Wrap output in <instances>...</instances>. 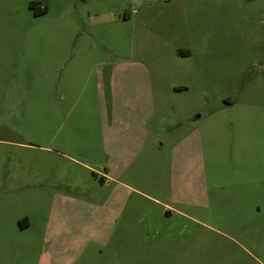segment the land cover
<instances>
[{
	"label": "rangeland",
	"instance_id": "1",
	"mask_svg": "<svg viewBox=\"0 0 264 264\" xmlns=\"http://www.w3.org/2000/svg\"><path fill=\"white\" fill-rule=\"evenodd\" d=\"M66 199L86 245L46 233ZM53 239L76 264H264V0H0V264Z\"/></svg>",
	"mask_w": 264,
	"mask_h": 264
},
{
	"label": "crops",
	"instance_id": "2",
	"mask_svg": "<svg viewBox=\"0 0 264 264\" xmlns=\"http://www.w3.org/2000/svg\"><path fill=\"white\" fill-rule=\"evenodd\" d=\"M47 11V8H45L43 12V14ZM47 13V12H46ZM45 13V14H46ZM83 48H77L76 49V56L70 58V61L68 60H61L59 66H66V71L62 74V79L60 82V87L58 86V94L60 95V99L61 100H65L66 99V94H65V90L67 88V86H69L70 84H72L73 86H76V84L78 82H80V78L81 75L77 74L75 72H72L73 70H78L84 67H86V65L84 63H82V55H83ZM70 63V64H69ZM97 65H95L96 67ZM105 77V75H104ZM77 80V81H75ZM75 81V82H74ZM83 90H84V86H83ZM83 90H80V94L77 98L78 101H82L85 97L84 95L86 94V92ZM100 90H101V80L99 78V76L96 79V82L93 86V96H88V94L86 95L87 99H91L93 101H96L98 98V101H100ZM68 100V98H67ZM99 177H101L103 180H101V184H103L104 186H106L107 184L110 185L111 182L116 181V178L114 176H111V174L107 173L106 171H104V173H102L101 175H99ZM107 185V186H108ZM71 200H65V203L63 204H67L68 202H70ZM100 202V201H98ZM69 204V203H68ZM63 205V207L60 208L61 214L65 217V222L61 221V222H57L56 224H52V222H50L48 224V226L46 227V233L48 232H54L57 228L61 229L60 235H59V242L62 243V236L65 235L66 237H68V235L73 236L75 231H78V239L81 238V240H79V242H81L79 244V246L82 245H86L89 243V239L87 238H83V232L82 230H86L87 225L84 224L83 222H79V221H73L72 219L70 220V218L72 217V213H74L75 211H73V209H76L77 206H75V202H71L72 206L69 205ZM101 211H98V223L93 225V228L97 229L98 232L104 236L105 231H108V236L115 230L114 227V223L116 222V211L118 210L116 207H110L107 212L105 211L106 205H102L100 206ZM52 208V212L56 213L58 212V210L55 208L54 205L51 206ZM120 209L117 211L119 213ZM111 224V225H110ZM56 225V226H55ZM110 225V226H109ZM92 227V225L90 226V228ZM31 228V223L28 222L27 219H24V221H22V224L20 226L21 232H25L27 230H29ZM87 233V232H86ZM93 241V240H92ZM55 245V241L53 239L52 242V246L49 247L48 249L50 252V256H49V261H46L44 264H76L78 263V259L79 258H64L61 259V255L58 256V258H56V253L58 251L57 248H53V246ZM60 245V244H58ZM52 248V249H51ZM53 252V253H52Z\"/></svg>",
	"mask_w": 264,
	"mask_h": 264
},
{
	"label": "trees",
	"instance_id": "3",
	"mask_svg": "<svg viewBox=\"0 0 264 264\" xmlns=\"http://www.w3.org/2000/svg\"><path fill=\"white\" fill-rule=\"evenodd\" d=\"M37 4H38V3H34V2L31 3V4H30V8L34 10V13H35L36 15H39V14H41V13H43V12H42V11H39V10L37 9V7H36ZM44 10H45V9H43V11H44Z\"/></svg>",
	"mask_w": 264,
	"mask_h": 264
},
{
	"label": "flooded vegetation",
	"instance_id": "4",
	"mask_svg": "<svg viewBox=\"0 0 264 264\" xmlns=\"http://www.w3.org/2000/svg\"><path fill=\"white\" fill-rule=\"evenodd\" d=\"M38 6V5H37ZM31 9V8H30ZM33 10V9H32ZM34 11V10H33ZM40 11V10H39ZM41 14H43V13H41ZM41 14H39V15H41ZM34 15L37 17V16H39V15H36L35 13H34Z\"/></svg>",
	"mask_w": 264,
	"mask_h": 264
}]
</instances>
